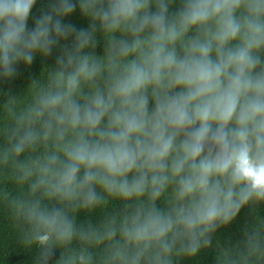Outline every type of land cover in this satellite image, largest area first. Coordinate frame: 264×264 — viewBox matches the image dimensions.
<instances>
[{
  "label": "clouds",
  "instance_id": "1",
  "mask_svg": "<svg viewBox=\"0 0 264 264\" xmlns=\"http://www.w3.org/2000/svg\"><path fill=\"white\" fill-rule=\"evenodd\" d=\"M36 2L0 0V83L55 52L0 107V203L33 264H176L264 203V0ZM217 264H264V222Z\"/></svg>",
  "mask_w": 264,
  "mask_h": 264
},
{
  "label": "trees",
  "instance_id": "2",
  "mask_svg": "<svg viewBox=\"0 0 264 264\" xmlns=\"http://www.w3.org/2000/svg\"><path fill=\"white\" fill-rule=\"evenodd\" d=\"M181 0H174L170 11H175ZM50 0H37L32 15L38 16L42 10H45ZM77 27H87L90 23L89 18L81 15L77 8L69 17ZM29 27L33 26V20L30 17ZM98 45L95 49L97 55H102L104 51V41L100 34L97 35ZM58 51V50H57ZM55 52L50 58L44 59L39 56L35 59L33 65L25 68L20 66V75L10 83H0V107L7 101L9 96H23L27 94V88L34 78H43L46 70L54 66ZM6 119V115L0 111V124ZM11 191H16V185L11 181L7 184ZM119 208V202H113L109 209ZM102 213L96 210L92 213L80 212L77 216L78 222L90 220L92 223H98ZM256 222H264V203L255 206H246L241 209L237 217L227 226L217 230L213 236L212 246L202 250L194 257H180L176 264H217V257L220 252L234 248L238 242L243 239V231L250 228ZM36 248H25L19 240L18 229L13 223L6 205L0 203V264H33L36 257Z\"/></svg>",
  "mask_w": 264,
  "mask_h": 264
}]
</instances>
